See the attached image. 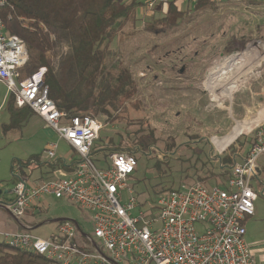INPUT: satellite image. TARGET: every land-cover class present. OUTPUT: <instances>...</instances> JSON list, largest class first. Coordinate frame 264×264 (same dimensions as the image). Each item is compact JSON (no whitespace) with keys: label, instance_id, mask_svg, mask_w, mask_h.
<instances>
[{"label":"rangeland","instance_id":"rangeland-1","mask_svg":"<svg viewBox=\"0 0 264 264\" xmlns=\"http://www.w3.org/2000/svg\"><path fill=\"white\" fill-rule=\"evenodd\" d=\"M213 6L216 10L197 16L196 3L183 2L180 9L192 16L179 29H169L156 23L164 14L157 5L143 22H129L110 44L134 73L139 92L118 112L117 122L107 126L97 116L102 122L100 139L111 135L115 144L123 141L126 149L133 147L132 139L126 137H135L133 134L141 128L150 127L153 133L140 134V146L133 147L132 152L140 151L135 156L142 164L145 158L154 161L170 157L165 169L169 175L165 179L166 188L180 186L182 182L193 183L198 174L205 177L207 172L212 174L205 181L207 189L226 182L225 177L219 176L221 159L231 153L233 146L240 147L241 142L251 140L262 125L261 121L257 124L254 121L264 113V6L233 2ZM11 19L12 15H8L7 20ZM166 44H171L165 48L166 52L181 48L183 53L166 59L164 54H154L156 47L162 50ZM177 58L186 61L187 71L183 75L179 74L180 66L171 71L170 61ZM8 100V89L0 82V189L7 192L0 202L5 204L15 198L13 170L19 162L41 157L34 175L39 177L40 172H48L45 149L49 143L58 144V158H66L68 162L76 158L71 148L38 116L31 117L19 129H6L10 123ZM237 139L241 142H236ZM128 141L132 146H127ZM167 141L176 145L172 154L164 151ZM92 160L100 169L109 164L106 152L94 153ZM150 167L140 172V177L148 180L136 183L134 177L130 182L140 203L152 202L151 192L158 183ZM252 188L259 195L256 209L261 206L260 211L264 212V195L260 194L258 183L253 182ZM0 216L15 225L2 206ZM58 219L72 220L86 233L92 232L77 206L54 197L46 200L35 220H28L33 223L35 236L47 238L57 231L59 222L54 220Z\"/></svg>","mask_w":264,"mask_h":264},{"label":"built area","instance_id":"built-area-1","mask_svg":"<svg viewBox=\"0 0 264 264\" xmlns=\"http://www.w3.org/2000/svg\"><path fill=\"white\" fill-rule=\"evenodd\" d=\"M131 1V0H121ZM148 15L159 5L177 1L136 0ZM244 3L247 0H206ZM7 0H0V9ZM0 14V82L18 109L29 108L53 129L75 159L58 158V144L45 149L48 162L57 165L49 179L13 170L15 198L2 205L21 230L1 231L7 246L32 253L56 264H258L246 241V221L255 214L258 195L252 188L259 160L264 157V123L245 159L235 164L225 184L206 188V182L182 183L160 196L154 205L141 207L130 184L138 165L134 155L113 153L100 169L92 150L102 122L91 116H68L49 97L46 68L28 77L21 70L29 60L24 41L7 35ZM60 164V165H59ZM47 197L73 203L84 213L92 232L72 220L59 222L47 238L33 234L35 216Z\"/></svg>","mask_w":264,"mask_h":264},{"label":"trees","instance_id":"trees-1","mask_svg":"<svg viewBox=\"0 0 264 264\" xmlns=\"http://www.w3.org/2000/svg\"><path fill=\"white\" fill-rule=\"evenodd\" d=\"M221 3L201 0L196 3V15L200 16L207 10H216L217 7L213 5ZM243 4L264 6V0H247ZM142 7V4L136 0H7V5L0 9V14L5 23L6 34L18 36L26 45L29 60L21 70L22 77H28L38 69L46 68L45 83L49 89V97L60 111L67 113L68 116L94 118L99 116L108 126L120 119L118 112L124 110L139 92L134 73L124 63L120 52L111 48L110 44L129 22L144 21L148 11ZM8 15H12L9 21ZM188 16L192 14L180 9L177 1H174L167 5L162 18L156 23L169 29H179ZM170 45H164L162 50L161 47H156L154 54H164L165 59L173 56L174 52H166L165 49ZM6 110L10 115V123L5 127L6 129H19L25 126L31 117L36 116L29 108L17 109L13 96H9ZM257 129L251 140L246 139L243 143L239 139L236 140L241 142V149L248 147L247 145L251 148ZM147 131L153 133L150 127L141 128L138 133L133 134L135 137L131 135L126 138L132 139L133 147L140 146V136ZM120 135L123 140V135L121 133ZM110 136L101 139L99 136L92 155L106 152L108 157L113 153L135 156L136 153H140L139 150L132 152L133 147L129 146L131 145L129 141L127 143L129 147L125 149L122 145L123 141L115 144L114 138ZM247 140L251 143H247ZM175 147V143L167 141L164 151L172 154ZM235 150L233 146L231 153L221 159V167H223L220 169L221 179L225 177L227 180L230 175L228 168L235 164L231 156ZM145 159L147 166L143 163V168L141 167L143 164L136 158L138 165L132 179L135 177L136 183L148 180L141 178L140 172L141 169L146 170L151 166L158 183L151 192L152 202H139L143 208L154 205L160 196L179 187L165 186L166 176H169L168 171L165 170L169 165V156L165 157V160ZM40 160L41 157L35 156L27 162H19L18 166H21L22 174L33 175L41 165ZM46 165L49 170L40 172L42 180L51 178L57 167L53 162H47ZM208 173L210 174L207 172L205 177L198 174L196 181L205 182L210 179L212 174L208 175ZM0 264L56 263L32 253L12 249L4 242H0Z\"/></svg>","mask_w":264,"mask_h":264},{"label":"crops","instance_id":"crops-1","mask_svg":"<svg viewBox=\"0 0 264 264\" xmlns=\"http://www.w3.org/2000/svg\"><path fill=\"white\" fill-rule=\"evenodd\" d=\"M258 121L259 122L261 121L260 122L261 124L264 123V113L260 115V119H257L254 122L257 124ZM235 148H237V151L233 153L231 156L233 160L235 161V164H240L245 159V156L247 155L248 150L250 149V145L244 149H241L238 146L237 147L235 146ZM220 167H221V163H220ZM232 167L228 168L229 173ZM221 169H223V167H221ZM253 182L258 183V186L261 189L260 194L264 195V157L259 160L258 174H257V177L253 180ZM48 198L49 197H47L46 200ZM257 200H258V197H257ZM260 208L257 210L256 204H255L254 216L248 218L246 221V224H245L246 231H247L246 241H247V244L250 246L251 250L253 251L251 252L253 253L254 258L256 259L257 263L264 264V212H261ZM30 217L31 216L27 217V219H30ZM20 228L21 226L18 222H16L15 225H13V223H9L5 218L0 216V230L1 231H16V230H19Z\"/></svg>","mask_w":264,"mask_h":264},{"label":"flooded vegetation","instance_id":"flooded-vegetation-1","mask_svg":"<svg viewBox=\"0 0 264 264\" xmlns=\"http://www.w3.org/2000/svg\"><path fill=\"white\" fill-rule=\"evenodd\" d=\"M174 53H176V54L178 53L181 55L183 53V49H179V51H176ZM170 62H171V71H175L177 69V67H179V66L181 67L179 70L180 75H183L187 71V64H186V61L184 58H177L175 60H171Z\"/></svg>","mask_w":264,"mask_h":264},{"label":"water","instance_id":"water-1","mask_svg":"<svg viewBox=\"0 0 264 264\" xmlns=\"http://www.w3.org/2000/svg\"><path fill=\"white\" fill-rule=\"evenodd\" d=\"M7 192H3L2 190H0V197L3 195V194H6ZM5 203H2V202H0V207L2 206V205H4ZM64 220H67V219H58V220H54V222H62V221H64Z\"/></svg>","mask_w":264,"mask_h":264}]
</instances>
